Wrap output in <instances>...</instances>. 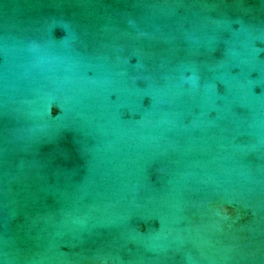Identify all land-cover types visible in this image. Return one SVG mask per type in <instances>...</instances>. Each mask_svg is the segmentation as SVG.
<instances>
[{"label": "water", "instance_id": "95a60500", "mask_svg": "<svg viewBox=\"0 0 264 264\" xmlns=\"http://www.w3.org/2000/svg\"><path fill=\"white\" fill-rule=\"evenodd\" d=\"M0 264H264V0H0Z\"/></svg>", "mask_w": 264, "mask_h": 264}]
</instances>
